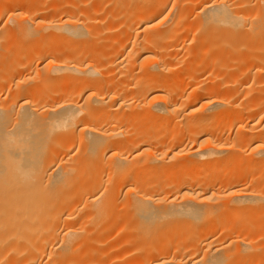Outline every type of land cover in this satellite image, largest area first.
Wrapping results in <instances>:
<instances>
[{"label": "bare ground", "instance_id": "1", "mask_svg": "<svg viewBox=\"0 0 264 264\" xmlns=\"http://www.w3.org/2000/svg\"><path fill=\"white\" fill-rule=\"evenodd\" d=\"M118 261L264 264V0H0V264Z\"/></svg>", "mask_w": 264, "mask_h": 264}, {"label": "rangeland", "instance_id": "2", "mask_svg": "<svg viewBox=\"0 0 264 264\" xmlns=\"http://www.w3.org/2000/svg\"><path fill=\"white\" fill-rule=\"evenodd\" d=\"M228 170H229V169H228ZM92 237H96V236H92ZM92 237H91V238H92ZM93 239H95V238H93ZM117 256H120V254L117 255ZM120 262H121V261H120ZM117 263L120 264L119 261H118V262H115V264H117ZM113 264H114V263H113ZM121 264H122V263H121Z\"/></svg>", "mask_w": 264, "mask_h": 264}]
</instances>
